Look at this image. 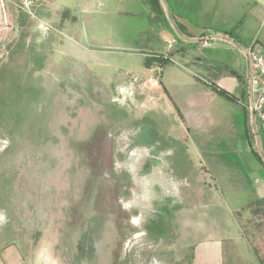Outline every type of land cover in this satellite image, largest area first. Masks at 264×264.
Returning a JSON list of instances; mask_svg holds the SVG:
<instances>
[{"label":"rangeland","instance_id":"374dc122","mask_svg":"<svg viewBox=\"0 0 264 264\" xmlns=\"http://www.w3.org/2000/svg\"><path fill=\"white\" fill-rule=\"evenodd\" d=\"M38 2L55 19L45 29L61 38L43 46L51 55L40 72L9 69L0 21V252L10 244L27 260L61 251L74 264H187L203 240L261 223L235 212L237 194L250 197L256 156L245 153L238 188L233 170L206 165L200 143L219 137V122L200 120L192 99L184 108L155 100L154 79L139 73L160 51L120 38L148 32L150 19L162 27L165 13L127 0ZM74 46L93 64L64 73ZM225 97L224 110H240Z\"/></svg>","mask_w":264,"mask_h":264},{"label":"crops","instance_id":"0c3cea01","mask_svg":"<svg viewBox=\"0 0 264 264\" xmlns=\"http://www.w3.org/2000/svg\"><path fill=\"white\" fill-rule=\"evenodd\" d=\"M127 4L128 7L151 4L169 19L165 18L162 27L159 20L150 19L148 32L120 38L125 39L129 48L141 43L160 51L159 61L151 62L143 72H138L154 79L155 100H167V103L184 108L185 101L192 99L196 111H201L200 120L211 118L219 122V137L209 140L208 136L200 143L205 164L213 162L224 171L233 170L231 176H227L238 188L244 179L241 167L245 153L257 158L249 173L250 197L244 201L245 197L238 193L235 212L246 218L250 213L257 218L261 214V223L241 225L234 231L224 229L215 239L203 240L194 245L193 261L187 264H264V131L260 120L246 108L240 106L241 111H227L221 100L225 96L230 97L229 100H239L236 93L243 101L249 99V62L243 49L252 47L264 52V0H127ZM35 8L36 19L12 6L6 7L5 17L10 28L2 30L9 49L5 61L14 71L25 69V73H29L28 69H33L34 73L40 72L39 67L47 65L51 55V52L47 55L43 52V46L48 44L49 48H56L57 38L61 39L45 29L44 25H54L53 16L41 11L38 1ZM203 33L228 35L234 42L217 40L211 47L201 48L195 40ZM71 58L70 64L62 65L64 73L75 74L79 68L93 64L77 46L71 49ZM186 74H194L195 79ZM228 117H232L229 132L223 126ZM258 148L262 156L255 151ZM204 168L216 183V177L208 167ZM9 245L0 252V264H74V254H69L71 259L64 261L61 251L54 256L43 252L37 259L27 260L23 248ZM241 247L245 249L243 256Z\"/></svg>","mask_w":264,"mask_h":264},{"label":"built area","instance_id":"2783aa9c","mask_svg":"<svg viewBox=\"0 0 264 264\" xmlns=\"http://www.w3.org/2000/svg\"><path fill=\"white\" fill-rule=\"evenodd\" d=\"M38 0H0V21L5 16L7 6L26 13L32 18H38L36 3ZM4 21L7 20L4 18ZM217 40L234 42L228 35L219 33H203L196 38L201 48L211 47ZM243 52L249 62V85L247 100H238V103L250 111L260 120L261 129L264 131V52L252 47L244 48Z\"/></svg>","mask_w":264,"mask_h":264}]
</instances>
